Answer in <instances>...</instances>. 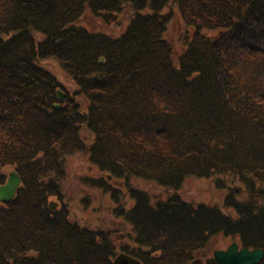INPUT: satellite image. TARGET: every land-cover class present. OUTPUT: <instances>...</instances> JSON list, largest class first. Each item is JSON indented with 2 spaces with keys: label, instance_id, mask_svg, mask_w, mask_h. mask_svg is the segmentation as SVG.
Instances as JSON below:
<instances>
[{
  "label": "trees",
  "instance_id": "obj_1",
  "mask_svg": "<svg viewBox=\"0 0 264 264\" xmlns=\"http://www.w3.org/2000/svg\"><path fill=\"white\" fill-rule=\"evenodd\" d=\"M171 11L192 33L176 57ZM84 16L126 27L89 31ZM78 154L104 174L89 188L133 201L113 209L136 246L122 252L140 264H190L219 235L261 249L264 264V0H0V185L5 168L20 178L0 204V264H113L108 234L78 226L63 202ZM188 178L228 186L235 216L184 202ZM130 180L174 193L153 203Z\"/></svg>",
  "mask_w": 264,
  "mask_h": 264
},
{
  "label": "rangeland",
  "instance_id": "obj_2",
  "mask_svg": "<svg viewBox=\"0 0 264 264\" xmlns=\"http://www.w3.org/2000/svg\"><path fill=\"white\" fill-rule=\"evenodd\" d=\"M174 7H172L173 9ZM166 12V10H165ZM172 12L171 19L167 25L165 40L169 42L174 52V56H178L185 47L191 36V30L187 29L180 19L177 12ZM79 24L89 31L102 32L111 36H118L126 27V22L121 16L112 17L108 20L103 18H94L84 16ZM43 68L54 75L63 86L68 94H73L75 90L73 83L64 75L59 67L51 60L42 61ZM61 93L60 89L58 90ZM62 94V93H61ZM86 133H84L85 135ZM88 142H92V137H88ZM12 168L3 169V173L7 176L12 172ZM65 179L61 183V191L63 193V202L69 210L70 219L80 227H86L96 231H102L108 234L115 246L116 256L122 254V247L125 245L130 248H136L133 240V232L131 227L124 221L120 213L116 214L114 209L122 206L123 211L130 209L133 201L128 197L124 188L122 204H113L110 195L98 189H92L87 186L89 179H102L101 174L88 160L85 154H78L67 158L65 163ZM213 178V177H212ZM216 178V177H215ZM130 183L140 190H143L152 199V202L165 200L168 195H173V191H165L157 185L145 183L138 180H130ZM114 187H121L122 183L111 181ZM228 187V186H227ZM227 187L217 189L213 184V179H186L180 189L176 192L184 202L193 206L200 204L206 206H215L222 211L223 214L234 217L232 210L223 207V199L227 196ZM52 203H58L56 199L51 198ZM114 208V209H113ZM113 209V210H112ZM235 238L224 237L222 235L214 237L208 244L207 248L198 253L190 264H207L213 259V252L217 250H225Z\"/></svg>",
  "mask_w": 264,
  "mask_h": 264
},
{
  "label": "water",
  "instance_id": "obj_3",
  "mask_svg": "<svg viewBox=\"0 0 264 264\" xmlns=\"http://www.w3.org/2000/svg\"><path fill=\"white\" fill-rule=\"evenodd\" d=\"M57 97L62 99V95L57 92ZM57 109L58 106H55ZM20 185V178L15 172H11L6 182L0 186V203H9L15 195ZM263 258L261 249L248 250L239 249L237 243L230 244L224 251H214L213 259L217 264H258ZM113 264H138L124 256H119Z\"/></svg>",
  "mask_w": 264,
  "mask_h": 264
}]
</instances>
